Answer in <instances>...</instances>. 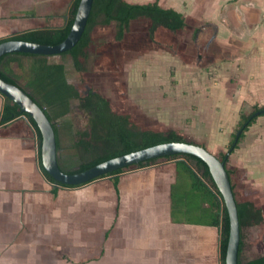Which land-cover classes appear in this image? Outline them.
Listing matches in <instances>:
<instances>
[{
	"label": "crops",
	"instance_id": "1",
	"mask_svg": "<svg viewBox=\"0 0 264 264\" xmlns=\"http://www.w3.org/2000/svg\"><path fill=\"white\" fill-rule=\"evenodd\" d=\"M223 1L208 0V19L218 18L226 5H234L244 22L249 20L245 14L252 15L254 35L258 36L254 40H259L252 44L251 52L235 57L244 59L245 67L242 71L236 68L240 79L234 81L233 95L241 99L246 95L248 103L263 107L264 16L261 19L258 15L260 11L264 13V0ZM170 7L174 5L166 8ZM4 16L0 10V40L20 32L13 17ZM225 22L228 28L217 23L218 44L228 41L227 34L232 36L228 32L230 25ZM239 102L242 104L243 100ZM3 103L0 93V112ZM223 127L213 129L220 135H214L217 139L213 147H225L231 129L227 122ZM229 162L238 174L234 184L253 191L264 186V116L258 117L245 132ZM100 181L75 188L58 187L53 194V187L57 186L45 178L39 167L36 137L28 120L22 117L0 126V264H220L218 228L172 221L171 188L177 181L176 160L125 171L120 175L118 191L111 178V186L100 185ZM91 184L97 187L83 190ZM110 201L116 204L115 212L106 213L104 220L102 215L95 218L93 211L112 208ZM83 203L90 205V214L82 210ZM73 222L77 224L73 226ZM100 229L104 240L94 241ZM97 243H101L100 252L94 255Z\"/></svg>",
	"mask_w": 264,
	"mask_h": 264
},
{
	"label": "rangeland",
	"instance_id": "2",
	"mask_svg": "<svg viewBox=\"0 0 264 264\" xmlns=\"http://www.w3.org/2000/svg\"><path fill=\"white\" fill-rule=\"evenodd\" d=\"M158 2H162L160 5L164 7L174 5L182 9L187 26L177 32L160 27L152 40L149 35L150 21L139 19L131 22L120 41L116 39L115 23L96 26L91 32V43L86 50L87 58L80 59L84 71L76 70L68 55H58L54 59L66 63L68 79L77 86L81 94H84L87 87L100 93L110 102L115 113L129 116L131 123L140 130H177L188 140L210 147L216 156L226 153L234 134L239 130L241 115L250 114L254 110V106L247 102L246 95H242L243 99L239 95H233L234 81L240 79V74L235 73L236 68L239 67L242 71L245 67V60H235V57L251 52L252 44L259 41L254 40L258 36L254 35L252 15L250 17L245 14L244 18L249 20L244 22L235 6L229 4L223 8L218 18L211 14L214 21H210L205 12L206 9L207 13L210 11L208 0ZM71 4L72 0H0V10L5 18L13 17V22L19 24L21 32L41 26H61ZM216 10L218 8L214 9L215 13ZM263 14L260 11L258 17L262 19ZM224 21L230 25L228 32H232V36L228 37L227 34L228 41L218 44L215 40L217 23L222 26ZM197 29L199 33L195 37ZM252 63L250 65L255 67ZM19 83H26L24 77H19ZM244 92L247 94L248 91L244 89ZM239 99L243 100L242 104ZM76 104L77 102L73 103V112L67 118L73 123L74 131L85 130L88 116L79 111ZM226 122L231 130L225 147H213L217 139L215 136H220L213 129L225 127ZM69 141L67 135L64 136L63 143L69 144ZM227 167L232 172L233 182L237 181L238 174L230 162ZM98 180H102L100 185L111 186L110 178ZM235 186L242 201H252L264 211V186H258L261 189L254 191L236 183ZM96 187L97 185L91 184L83 187V190ZM43 199L47 202V196ZM85 199L90 200V197ZM86 204L83 203L82 210L90 214V205ZM110 205L112 208L108 207L106 210L96 208L93 211L95 218L102 215L104 220L106 213H114L116 204L110 201ZM72 224L74 226L77 223ZM101 230L96 231L94 241L103 242L104 232ZM244 235L242 259L245 261L263 256L264 222L253 228H245ZM100 244H96L94 255L99 254Z\"/></svg>",
	"mask_w": 264,
	"mask_h": 264
},
{
	"label": "trees",
	"instance_id": "3",
	"mask_svg": "<svg viewBox=\"0 0 264 264\" xmlns=\"http://www.w3.org/2000/svg\"><path fill=\"white\" fill-rule=\"evenodd\" d=\"M80 1L72 0L71 7L64 16L65 19L61 26L32 28L1 39L0 43L8 40H21L44 45L60 44L70 33ZM139 19L150 21L149 35L152 40L160 27L177 32L187 26L186 18L182 12L171 7H162L158 0L149 3H130L126 0H94L85 32L80 41L70 51L59 54V56H70L76 70L84 71L85 68L80 59L87 58L86 50L91 43V32L96 26H108L115 23L116 39L120 41L124 38L131 22ZM198 33L199 29L196 30L195 37ZM56 56L58 55L26 53L4 55L0 58V78L20 87L44 110L55 131L58 164L64 173H79L107 160L163 143L186 142L201 145L188 140L173 129L167 131L140 130L131 123L129 116L115 113L110 102L100 93L90 90L86 95L81 94L77 86L68 79L66 63L62 60H55ZM19 77H24L26 81L24 85L19 83ZM3 97L0 126L8 125L22 117L28 120L36 137L39 167L45 178L57 186L53 187V194L57 193L58 187L83 186L57 185L42 164V135L37 124L28 114L22 112L11 99ZM74 102H77L78 110L88 116V126L85 130L74 131L73 123L67 118L73 112ZM263 109L264 106H254V110L250 114L241 115L239 130H242V133L237 143L234 144L239 130L234 134L228 151L217 156L225 162L230 175L231 172L227 167L230 157L238 148L249 127L256 122L258 117L264 116V113L259 116L254 115ZM66 135L70 140L69 144L63 143ZM201 146L207 149L204 145ZM172 160H176L177 165V181L171 188L172 221L218 228L220 264H226L230 232L229 216L222 195L214 182L208 165L203 160L189 154H176L122 168L102 175L93 181L111 178L118 191L120 175L125 171L153 167L164 161ZM232 189L241 229L238 264H264V255L245 261L242 259L245 245L244 229L262 224L264 222L263 210L252 201H242L234 184ZM205 204H207L206 208H204Z\"/></svg>",
	"mask_w": 264,
	"mask_h": 264
},
{
	"label": "water",
	"instance_id": "4",
	"mask_svg": "<svg viewBox=\"0 0 264 264\" xmlns=\"http://www.w3.org/2000/svg\"><path fill=\"white\" fill-rule=\"evenodd\" d=\"M93 3L94 0L80 1L70 33L60 44L44 45L21 40H8L0 43V58L13 53L59 55L70 51L77 45L85 32ZM0 93L16 103L22 112L28 114L37 124L42 135V164L57 185H84L102 175L119 169L176 154H189L203 160L209 167L229 216L230 232L225 262L226 264H238L241 229L238 208L232 189L234 182L226 168L225 162L208 149L198 144L186 142L163 143L107 160L79 173L67 174L59 167L55 131L44 110L20 87L8 83L2 78H0ZM262 113H264V109L254 115L259 116ZM241 133L242 130L237 132L234 144L237 143Z\"/></svg>",
	"mask_w": 264,
	"mask_h": 264
},
{
	"label": "flooded vegetation",
	"instance_id": "5",
	"mask_svg": "<svg viewBox=\"0 0 264 264\" xmlns=\"http://www.w3.org/2000/svg\"><path fill=\"white\" fill-rule=\"evenodd\" d=\"M32 18H34V17H32ZM88 91H90V90H89V87H87V89L85 90V92H84L83 95H86ZM262 210H263V209H262ZM263 214H264V211H263ZM260 225H261V224H260Z\"/></svg>",
	"mask_w": 264,
	"mask_h": 264
}]
</instances>
